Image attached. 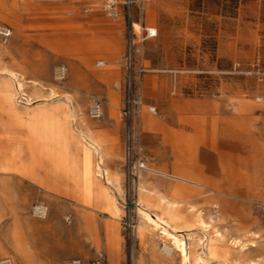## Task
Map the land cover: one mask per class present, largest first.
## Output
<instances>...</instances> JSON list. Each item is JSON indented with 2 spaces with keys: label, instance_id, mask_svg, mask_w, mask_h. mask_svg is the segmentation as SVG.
<instances>
[{
  "label": "rangeland",
  "instance_id": "1",
  "mask_svg": "<svg viewBox=\"0 0 264 264\" xmlns=\"http://www.w3.org/2000/svg\"><path fill=\"white\" fill-rule=\"evenodd\" d=\"M79 4L0 0V26L12 31L0 35V256L264 264V0L150 1L158 32L142 45V84L155 111L141 126L148 168L133 197L111 86L125 25ZM88 94L103 98V117L86 113ZM168 234L183 243L171 253Z\"/></svg>",
  "mask_w": 264,
  "mask_h": 264
},
{
  "label": "built area",
  "instance_id": "2",
  "mask_svg": "<svg viewBox=\"0 0 264 264\" xmlns=\"http://www.w3.org/2000/svg\"><path fill=\"white\" fill-rule=\"evenodd\" d=\"M150 0H100L99 9L109 18H122L124 30V49L120 57L122 69V98L120 116L123 124V173L124 194L133 197V187L138 183L139 171L147 169L146 160L141 155L138 143L141 132V116L146 105L142 94L143 74L149 69L143 61V42L157 33L154 25L145 22V8ZM94 6L82 7V11H91ZM11 28L0 26V35L6 40L11 35ZM99 65L106 60L97 59ZM67 66L60 64L56 69V76L62 79L66 76ZM103 98L91 94L86 106V113L93 118L101 117L104 113ZM147 110L155 111V106L148 104ZM0 264H14L11 256H1ZM56 264H104L101 254L84 260L73 257Z\"/></svg>",
  "mask_w": 264,
  "mask_h": 264
},
{
  "label": "crops",
  "instance_id": "3",
  "mask_svg": "<svg viewBox=\"0 0 264 264\" xmlns=\"http://www.w3.org/2000/svg\"><path fill=\"white\" fill-rule=\"evenodd\" d=\"M150 1H151V0H150ZM150 1L148 2L147 6H146V8H145V16H144V19H145V22H146V23L151 24V25H154V24H152V23H150V22L147 21V7H148ZM79 2H80V4H79V11H80L81 13L102 14V12L100 11V9H99V7H98L100 0H79ZM87 5H92V6H94V9L91 10V11H86V12L82 11V7L87 6ZM73 11H74V10L70 9V10H67V13L70 14V13H73ZM92 17H94V16L92 15ZM112 19H114V20H122V21H123L122 18H112ZM154 26L157 28L156 25H154ZM117 27H118L117 24H111V23H108V26L105 27L106 30H108L109 32L112 31V34H111V35H113V39H116V35H117V32H118ZM157 32H158V28H157ZM156 34H157V33H156ZM154 36H155V35H154ZM86 42H88V41H86ZM123 49H124V36H123L122 52H123ZM97 59H104V60H106V59L103 58V57H99V58H97ZM97 59H96V60H97ZM96 60L94 61L95 65H97V66H102V65H104V64H102V65L97 64V63H96ZM143 61H144L145 65L148 66V65L146 64V62H145V57H144V56H143ZM148 67H149V66H148ZM120 71H121V76H120V79L118 80V83H113V85H111V86H113V87H112L113 89L118 90L119 95H120V106H121V98H122V88H121V83H122V69H121V67H120ZM144 74H145V73H144ZM144 74H143V76H144ZM142 83H143V81H142ZM109 86H110V85H108V84H104V87H105V89H106L107 91L109 90ZM18 87L20 88V94H21V91L23 90V88H22V86H21V83H18ZM24 91H25V90H24ZM142 94H143V100H144L143 84H142ZM21 95H22V94H21ZM22 96H23V95H22ZM23 97H24V96H23ZM24 98H25V97H24ZM89 98H90V95L88 94V97H87V104H88ZM25 99H26V98H25ZM144 103L146 104L145 100H144ZM146 105H148V104H146ZM154 106H155V105H154ZM103 108H104V113H103V115H102L101 117H103L104 114H105V109H106L105 105H103ZM119 111H120V107H119ZM148 112H152V111H149V110H143V112H142V116H141V126L143 125L144 121L147 119V117H148ZM146 113H147V114H146ZM143 115H144V116H143ZM101 117H98V118H101ZM92 118H93V117H92ZM120 120H121V116H120ZM77 129H78V128H77ZM121 131H122V151H123V153H124V143H123V124H122V120H121ZM80 134L82 135L83 140H84L87 144L91 145V144H90V143H92L91 139H89L88 137H86V136H85L83 133H81V132H80ZM142 171H145V170H142ZM0 257H1V256H0Z\"/></svg>",
  "mask_w": 264,
  "mask_h": 264
},
{
  "label": "bare ground",
  "instance_id": "4",
  "mask_svg": "<svg viewBox=\"0 0 264 264\" xmlns=\"http://www.w3.org/2000/svg\"><path fill=\"white\" fill-rule=\"evenodd\" d=\"M143 116H144V115H143ZM160 173H162L163 175H166V176H169V177L175 178V179L182 180V181H191V182L199 183V182H197V181L190 180V179H188L187 177L178 176V175H172V174H168V173H166V172H160ZM168 238L171 239L172 244H171V245L165 244V245L163 246V251H164V252H166V253H171V252L176 248V246H183L182 241H181L179 238L175 237L174 235L168 234Z\"/></svg>",
  "mask_w": 264,
  "mask_h": 264
}]
</instances>
